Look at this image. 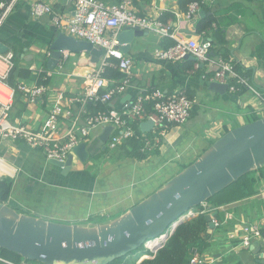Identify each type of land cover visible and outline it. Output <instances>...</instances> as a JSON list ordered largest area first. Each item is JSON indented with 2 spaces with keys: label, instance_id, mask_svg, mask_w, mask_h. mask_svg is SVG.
Masks as SVG:
<instances>
[{
  "label": "crops",
  "instance_id": "1",
  "mask_svg": "<svg viewBox=\"0 0 264 264\" xmlns=\"http://www.w3.org/2000/svg\"><path fill=\"white\" fill-rule=\"evenodd\" d=\"M30 1L23 0L16 8L3 27L0 39L16 53L19 66L32 71L31 79L22 78L19 82L38 84L37 77L46 68L44 59L48 58L50 52L48 46L58 30L50 16L40 19L31 16ZM48 1L55 5L57 12L73 14L71 0ZM102 1L116 3L119 0ZM206 7L209 9L205 10L204 17L213 15L217 20L213 28L198 34V23L204 17L199 14L196 18L188 19L179 0H150L148 5L142 0L135 2V8L141 15L162 19V15L170 14L167 21L173 27L174 36L171 38H195L207 42L211 49V60L202 63L196 71H190L184 60L157 58L155 49L162 47L163 38L160 39L154 33L136 38L127 51L135 62L134 75L125 94L110 102L113 108H122L129 102H123L129 94L132 100L138 92L154 88H160L167 94L182 92L194 101L190 120L186 124L170 127L159 147V153L142 161L135 158L110 160L106 155L100 157L103 152L95 146L98 136L103 132L99 128L88 142L90 149L96 150L94 156L81 166L77 162L73 167L75 174L66 178L61 168L54 167L42 150L31 149L23 142H6L0 148V156L11 164L15 172L11 177L14 185L8 202L15 206L13 208L22 214L64 223H68L71 218H87L103 212L110 215L117 213L115 216L119 217L198 159L227 129L247 123L251 116L264 115V0H216ZM220 52L247 70L248 81L261 93L260 96L248 88H241L237 92L227 90L224 94L210 90ZM90 63L88 53L70 52L62 67L58 65L54 70L47 69V94L35 102L28 101L23 95L27 107L19 115L17 113L21 106L16 103L13 108L14 119L39 127L54 101L62 98L65 103L69 97L82 95L87 84L84 78L87 73L82 74L79 70L89 69ZM78 105L76 103L74 107ZM65 123L69 121L65 120ZM107 157L109 161L100 162ZM99 167L110 169L102 170L104 175H100L102 171ZM258 195L255 193L237 200L232 197L220 198L223 201L232 200L218 207V210L225 212L224 221L228 213L233 214V219L223 222L221 226L232 230L240 221H250L249 215L255 220L263 218L264 199L260 197L262 200L259 201V207ZM246 203L254 204L248 208L250 211H246ZM210 205L206 203V206ZM219 226L215 225L209 232L214 235L220 233L216 230ZM223 235H218L219 242ZM209 240L211 244L213 241ZM212 248L213 244L204 254L216 256L217 250ZM255 248L264 249L263 242ZM242 251L250 254V258L247 255L243 259L244 264H262L264 252H258L257 256L256 251ZM228 259L231 258H223L227 262Z\"/></svg>",
  "mask_w": 264,
  "mask_h": 264
},
{
  "label": "built area",
  "instance_id": "2",
  "mask_svg": "<svg viewBox=\"0 0 264 264\" xmlns=\"http://www.w3.org/2000/svg\"><path fill=\"white\" fill-rule=\"evenodd\" d=\"M22 1L0 0V34ZM71 1L74 7L73 14L64 15L57 12L55 5L48 0L30 1V13L35 19L50 16L58 32L100 46L104 50L103 55L98 63H90L89 72L85 75L87 84L82 95L69 97L65 103L62 98L54 101L41 125L33 127L11 116L16 91L22 92L28 101L35 102L47 94L48 88L44 84L22 82H18L17 88L13 87L8 79L14 68L15 52L11 48L7 52H0V143L4 140L23 142L31 149L42 150L49 160L66 161L73 149L82 142L88 143L98 128L112 126L113 131L105 143V150H117L135 137L138 131H141L143 151L159 148L172 125L186 124L190 120L194 101L187 94L182 92L167 94L160 88H154L138 92L122 108L93 111L88 104L110 103L115 98L123 96L131 85L135 62L122 48L123 44L118 39L120 31L127 26L138 27L156 34L161 39L174 36L172 24L158 16L141 15L135 8L137 0H119L116 3H106L102 0ZM214 2L216 0L194 1L190 3L185 14L188 19L196 18L204 5ZM69 54L70 52L63 51L60 67ZM154 54L159 59L172 61H181L190 54L197 58L195 69L211 60L209 44L195 38L176 40V44L168 48L157 47ZM108 67L122 72L124 78L119 81L106 78L104 74ZM212 80L227 84L230 92L248 88L256 95H261L247 78L237 73L231 60L222 57L216 59ZM101 90L105 92L101 93ZM76 103L79 105L74 107ZM65 120L69 123L66 124ZM148 120L152 121V127L149 130L142 129L141 124ZM13 170L11 164L0 156V177H13L15 174ZM203 206V210L198 209L195 213L193 211L190 213L192 215L214 213L212 207L206 204ZM229 219H233V214L226 215L225 221ZM212 220L215 225L220 224L217 218L213 217ZM228 238L230 241H237L236 244L232 243L236 252L243 249L251 250L256 242L264 244V217L253 221H240L228 232ZM158 241L159 239L148 241L146 248L150 250ZM217 261L218 257L204 254L194 248L189 264H215ZM0 262L30 264L26 259L12 262L1 256Z\"/></svg>",
  "mask_w": 264,
  "mask_h": 264
},
{
  "label": "water",
  "instance_id": "3",
  "mask_svg": "<svg viewBox=\"0 0 264 264\" xmlns=\"http://www.w3.org/2000/svg\"><path fill=\"white\" fill-rule=\"evenodd\" d=\"M205 10L200 15L204 17ZM148 30L125 27L118 34L123 50H130L134 40L149 35ZM0 39V52L9 50ZM44 59L48 70H54L63 57V51L86 52L92 63H98L103 48L56 31ZM185 58L197 61L187 54ZM210 90L224 94L227 84L215 81ZM125 96L123 102L131 101ZM142 129L152 127V121L141 124ZM113 131L106 126L98 136L96 149H106L105 143ZM87 142L78 144L66 161L50 160L68 174L78 160L87 163L96 150ZM264 167V116L234 127L216 139L193 163L168 179L155 192L133 205L121 216L97 225L85 227L78 224L50 221L36 216L19 213L9 203H0V249L19 254L22 259L40 264H110L143 246L150 240L159 239L150 250L156 253L173 234L177 226L189 218L193 208L204 205L210 198L222 192L243 176ZM192 215V214H190ZM216 212L206 214L210 227L214 228ZM258 242L251 250L256 249ZM256 249V250H255ZM262 255V254H260ZM144 259V258H143ZM264 264V259L261 260Z\"/></svg>",
  "mask_w": 264,
  "mask_h": 264
},
{
  "label": "trees",
  "instance_id": "4",
  "mask_svg": "<svg viewBox=\"0 0 264 264\" xmlns=\"http://www.w3.org/2000/svg\"><path fill=\"white\" fill-rule=\"evenodd\" d=\"M194 1H200V0H179V5L182 8V10L186 11L188 9V6L190 3ZM144 4H149L150 0H142ZM204 10L209 9L206 7V5L203 6ZM170 17L169 15H162V20L167 21ZM217 18L213 15L206 16L202 18L197 27V33H203L204 31L213 28L214 23L216 22ZM176 44V40L166 36L162 40V47L168 48ZM222 58H225L228 60L227 56L223 53H219ZM184 62H186V66L190 71H196L195 64L196 61L189 60L188 58H183ZM181 60V61H182ZM234 69L237 71V73L245 78H249V75H247V70H245L237 61H232ZM32 71L29 68H22L19 66V59L16 56L14 58V68L10 74V77L8 79L9 83L17 88V84L19 82V79L22 78H28L31 79L32 77ZM47 73V66L45 68V71L39 73L38 75V84H44L47 85L49 78L46 75ZM105 77L112 79V80H122L124 78V74L120 72L119 70L108 67L105 72ZM235 81V80H234ZM101 93L105 92V90H101ZM23 93L19 90L16 91V97H15V103H19L21 106V109L17 114H21L27 107V103L23 101ZM89 108H91L93 111L95 110H109L113 107L110 105V103H102V102H94L88 104ZM12 118L14 119L13 111H12ZM260 118V116H251L248 118L247 123L254 121L256 119ZM229 131L228 129L226 132ZM142 142H141V131L137 132V135L133 137L132 139L128 140L125 144H123L120 148L114 151L109 150H103V155L108 156L112 155L113 157L114 152H119V154L112 159H125V158H135L140 161L146 160L147 158L158 154L159 148L152 150V151H143L142 150ZM96 158V156L94 157ZM111 160V157H109ZM264 180V167L255 170L242 178H240L237 182L232 184L231 186H236L237 189L240 190V193L236 196L232 197L237 199H242L245 197L252 196L257 192V185ZM14 185V181L11 178L8 177H0V203H8L11 197L12 188ZM230 187V186H229ZM239 187V188H238ZM227 189V188H226ZM224 191V190H223ZM219 193L213 196L208 200V204H212L209 207H212V212H216V218L220 221V226L216 228L217 231H224L227 238H228V230L225 226H221V224L224 221L225 218V212L218 210V207L231 202L229 201H223L218 197ZM196 209H204L203 205L198 206ZM207 213H199L193 216H190L186 220H184L182 223H180L172 235L168 238V240L165 242V244L156 252L153 253L151 250L147 249L146 247L139 248L138 250L115 260L114 262L110 264H189L190 258H191V251L194 248H197L200 252L205 253L207 249L210 248V238L212 237V233L209 232L211 227L209 224V221L206 218ZM229 239V238H228ZM230 241V240H229ZM233 244H236V240L230 241ZM147 256L144 259H141L143 256ZM0 256L6 260L12 261V262H18L22 260V257L15 253L11 252L5 249H0ZM141 259V260H140ZM2 263V262H1ZM5 264V263H2Z\"/></svg>",
  "mask_w": 264,
  "mask_h": 264
},
{
  "label": "rangeland",
  "instance_id": "5",
  "mask_svg": "<svg viewBox=\"0 0 264 264\" xmlns=\"http://www.w3.org/2000/svg\"><path fill=\"white\" fill-rule=\"evenodd\" d=\"M89 71V70H88ZM81 79H84L83 77H80ZM86 80V78H85ZM83 81V80H82ZM99 129V128H98ZM6 142H12L10 140H4L1 142V147L4 145V143ZM119 154V152H114V157L112 155H109V157L112 158H115L117 155ZM104 155H100V157H102ZM104 161H109L108 160V157L106 158V160H100V162H104ZM79 162L78 160H76V163ZM99 163V161H98ZM76 165V164H75ZM83 165V164H82ZM55 167V165H53ZM78 166H81V163L79 162ZM103 167H99L100 171L102 170H108L110 169V167H106V168H103ZM185 168V167H184ZM182 168V169H184ZM97 169V170H99ZM181 169V170H182ZM61 172H62V169H61ZM75 173L73 172V169L68 173V174H63V176H65L66 178H70L72 175H74ZM100 175H104L103 171L99 173ZM239 188V187H238ZM240 193V190L237 189L236 186L232 187H228L227 189H225L224 191L220 192L218 197L219 198H223V199H229L231 197H234L236 196L237 194ZM257 194H259L257 197L258 198V206L260 207V203L259 201L262 200L261 198L264 199V181H261L258 185H257ZM89 197V196H88ZM261 197V198H260ZM251 203L255 202V201H250ZM251 205H254V204H247L246 203V211H250L248 208H251L250 206ZM12 207H15L14 205H12ZM244 208V207H243ZM198 209L196 208H193L192 211L195 213ZM19 211V210H18ZM245 211V212H246ZM20 213V212H19ZM117 214V213H116ZM116 214H113V215H110V213L108 212H103V214L101 213H97L96 216H91V217H87V218H81V217H75V218H71L70 220H68V223H71V224H78V225H81V226H85V227H96L97 225L99 224H102V223H106V222H109L113 219H115L117 216H115ZM191 213H188V216H190ZM47 216H50V214H46ZM248 217V216H246ZM245 217V218H246ZM248 219L250 221H253L255 219H251V216L249 215ZM51 221V220H50ZM212 233V232H211ZM213 234V233H212ZM222 234H225L224 231H221L220 233H217V234H213L212 237L210 238L211 241L214 242L215 238H216V241L213 243H211V245L213 244V247L212 250H217V254H215L217 257L219 256L220 259L218 261L217 264H244L243 259L247 257V255H249V258H250V254L249 252L247 251H239V252H236L235 250H233V244L229 241V239L227 238L226 234L223 235V237L220 239L221 242H219V238L218 235H222ZM224 257H230L231 259H228V262L226 260H223ZM141 260V259H140ZM30 264H40L39 262H34V261H30L29 262Z\"/></svg>",
  "mask_w": 264,
  "mask_h": 264
},
{
  "label": "bare ground",
  "instance_id": "6",
  "mask_svg": "<svg viewBox=\"0 0 264 264\" xmlns=\"http://www.w3.org/2000/svg\"><path fill=\"white\" fill-rule=\"evenodd\" d=\"M88 68H81L80 70H79V72L80 73H82V74H86V73H88Z\"/></svg>",
  "mask_w": 264,
  "mask_h": 264
},
{
  "label": "clouds",
  "instance_id": "7",
  "mask_svg": "<svg viewBox=\"0 0 264 264\" xmlns=\"http://www.w3.org/2000/svg\"><path fill=\"white\" fill-rule=\"evenodd\" d=\"M205 204H206V203H205ZM205 204H204V205H205ZM196 208H197V207H196ZM191 211H192V210H191ZM207 214H210V213H207ZM190 216H193V215H190ZM143 258H146V257H143ZM143 258H142V259H143Z\"/></svg>",
  "mask_w": 264,
  "mask_h": 264
}]
</instances>
